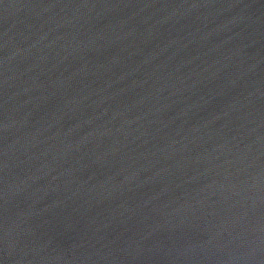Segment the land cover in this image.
I'll use <instances>...</instances> for the list:
<instances>
[{
	"label": "water",
	"instance_id": "water-1",
	"mask_svg": "<svg viewBox=\"0 0 264 264\" xmlns=\"http://www.w3.org/2000/svg\"><path fill=\"white\" fill-rule=\"evenodd\" d=\"M0 264H264V0H0Z\"/></svg>",
	"mask_w": 264,
	"mask_h": 264
}]
</instances>
